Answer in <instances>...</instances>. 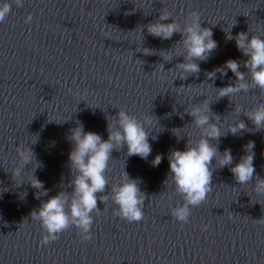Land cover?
Here are the masks:
<instances>
[{
    "label": "water",
    "instance_id": "1",
    "mask_svg": "<svg viewBox=\"0 0 264 264\" xmlns=\"http://www.w3.org/2000/svg\"><path fill=\"white\" fill-rule=\"evenodd\" d=\"M161 9L181 23L197 12L201 26L211 30L217 47L207 60L195 61L198 73L181 78L184 74L175 66L183 56L165 60L160 54L182 38L179 32L162 39L147 31ZM28 14L32 20L25 23ZM227 30L233 37L246 32L264 38V0L13 3L0 22V264H264V194H254L251 185L264 179V127L257 129L245 114L264 102V90L251 87L230 98L218 97V88L237 78L230 69L214 79L207 72L227 59L241 61L240 71L250 79L243 64L247 57L234 39H226ZM205 99L209 114L220 117L224 130L219 140L207 137L209 142L221 153L230 148L233 164L245 154L244 146L254 142L255 171L249 184L240 185L231 166L218 167L213 158L211 191L181 222L171 215L184 200L171 178L165 182L167 157L173 149L183 150L188 137L193 142L200 138L188 111ZM119 110L144 122L151 154L145 160L128 156L126 146L113 149L105 173L108 185L96 194L100 210L93 212V238L82 239L79 229L70 226L58 239L42 244L44 230L30 214L57 192H71L70 129L81 122L85 131L107 139L108 119ZM237 119L246 127L233 134L228 128ZM32 136H38L36 143H30ZM27 145L42 162L34 175L47 195L39 199L35 194L41 189L29 182L35 162L25 165L22 177H13ZM157 153L163 159L153 167ZM124 171L139 181L144 198L143 217L136 222L116 215L110 199H99L125 179Z\"/></svg>",
    "mask_w": 264,
    "mask_h": 264
},
{
    "label": "clouds",
    "instance_id": "2",
    "mask_svg": "<svg viewBox=\"0 0 264 264\" xmlns=\"http://www.w3.org/2000/svg\"><path fill=\"white\" fill-rule=\"evenodd\" d=\"M13 3L17 7L23 6V0H0V22L4 21L12 11ZM169 18H171L169 22H164ZM31 20L32 15L28 14L25 17V23H29ZM145 27L150 34L162 39H170L176 32L181 33V40L171 50L160 53L165 60H171L173 56H183V62L177 63L175 66V70L184 74L179 76L181 78L190 73H198L200 67L195 61L207 60L217 47L211 30L201 26L197 12L191 13V19L188 22L181 23L173 17L171 12L161 9L157 19ZM226 32H228L226 39H234L237 49L247 57L243 64L250 79H246L245 72L240 71L241 61L227 59L222 66L207 72V76L214 79L217 72L227 75L226 70L230 69L237 78L233 84L218 88V97L229 96L230 98L234 93L242 92V90L247 91L251 87L264 90V38L261 35L255 33L249 35L246 32H239L233 37L230 31ZM205 104L206 108L202 109L201 105ZM241 110L235 106L234 111L241 112ZM188 112L193 117L192 123L200 131V138L193 142L188 137L183 150L173 149L170 151L167 157L169 175L165 180L167 182L171 178L176 191L183 197L184 203L171 210V215L181 222L188 221L190 207L202 203L211 191L212 173L209 165L213 158H215L218 167L231 166L230 171L240 185L249 184L248 182L252 180L255 171L251 151L254 142L249 141L244 146L246 152L235 164H233L230 148H226L221 153L216 145L209 142L207 137L219 140L224 130L221 128L220 117L218 115L213 117L209 114L211 111L207 99L198 105L193 104L191 111ZM245 114L257 129L264 127V102L245 110ZM245 127V123L237 119L232 122L228 130L236 134ZM107 130V139H102L96 132L85 131L81 122H77V125L70 129L67 138L73 145L68 153L69 167L72 172L71 192H57L43 201L40 207L30 214L32 219L40 222L44 230L41 238L42 244L46 245L50 241L58 239L59 234L70 226L79 229L82 239L93 238L91 232L93 212L100 210L97 207L96 194L104 193L105 186L108 185L105 173L113 149L126 146L128 156L138 155L145 160L151 154L149 134L145 129L144 122L129 115L126 111L119 110L111 121L108 119ZM32 137L34 139L30 143H36L38 136ZM177 137L179 138L178 135ZM20 155L22 163L15 172L12 171L14 179L16 180L17 176H23L26 164L35 162V167L32 168L34 179L29 182L33 187L41 189V192L35 194L37 199L41 195H47L43 182L34 175V170L41 167L42 162L35 160L34 153L28 145L27 151L21 149ZM162 159V154L157 153L152 158V166H159ZM124 174L125 179L112 185L111 191L101 195L99 199L102 202L110 199L116 205V215L129 222H136L143 217L144 198H142L138 187L139 181L130 178L125 171ZM22 181L24 180L21 179L19 183H16L20 184ZM251 185L254 194H264V179L257 178ZM20 196L23 198L26 196V192ZM207 227V225H203L202 229Z\"/></svg>",
    "mask_w": 264,
    "mask_h": 264
}]
</instances>
